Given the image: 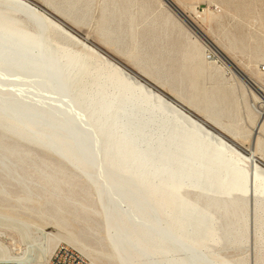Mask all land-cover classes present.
<instances>
[{
  "label": "bare ground",
  "instance_id": "obj_1",
  "mask_svg": "<svg viewBox=\"0 0 264 264\" xmlns=\"http://www.w3.org/2000/svg\"><path fill=\"white\" fill-rule=\"evenodd\" d=\"M92 1L69 2L85 17ZM176 5L102 0L105 42L125 47L135 70L47 6L0 0V221L18 235L8 246L0 233V262L44 263L69 244L94 264H240L220 253L246 245L251 209L264 264V166L257 160H264V89L227 57L230 46L210 41L209 49L197 36L184 55L190 95L163 84L165 69L143 50L137 30L188 37L182 17L205 38ZM219 62L258 91L246 89L262 115L248 153L223 135L232 128L222 122L228 97L199 86ZM32 146L58 160L40 158ZM90 213L101 218L107 249L70 229Z\"/></svg>",
  "mask_w": 264,
  "mask_h": 264
},
{
  "label": "rangeland",
  "instance_id": "obj_2",
  "mask_svg": "<svg viewBox=\"0 0 264 264\" xmlns=\"http://www.w3.org/2000/svg\"><path fill=\"white\" fill-rule=\"evenodd\" d=\"M38 5L47 6L49 11H55L59 15L65 17L68 22L79 30L82 36L89 35L93 43L104 46V48L129 65L130 68L139 69L136 62L129 58L128 50L122 46L113 45L112 42H105L107 38L102 34L104 24L108 19L104 16L101 19V2L102 0H93L90 5V12L82 16L81 13L74 11L70 2L71 0H31ZM86 3L87 0H82ZM176 7L195 21L197 26L205 34V38L200 36L181 16L184 25V32L188 33V37L180 36L178 30L170 31L169 36L163 37V29L157 27V36H154V26L138 27V40L141 47L147 55L158 65L164 67L165 75H159L161 82L167 84L168 88L176 95L188 97L190 94L189 78L185 76L187 69H184L185 60L184 55L195 36L198 37V42L201 46H208L209 42L217 45L230 46L231 52H227V57L233 60L245 73L253 78L260 87L264 89V76L259 73V67L264 65V0H170ZM172 8V6H171ZM174 10V8H172ZM176 12V10H174ZM198 12H202L201 17L197 16ZM178 14V13H177ZM127 22H124V26ZM155 37V38H154ZM195 37V38H194ZM154 39V40H153ZM153 40V41H152ZM191 40V41H190ZM75 49H80L79 46L72 45ZM76 46V47H75ZM209 54V52H208ZM214 59H217V54ZM225 62H219L211 67L206 73V77L200 79V87L206 83L209 92H214L217 96L223 98L225 95L227 99V107L225 114L222 117L224 124H232L231 130L224 131V137L241 149L244 153H248L254 140L257 139L255 135V127L260 122L262 115L261 111L256 107L254 97L248 94V90L258 94V91L248 83L244 86L243 82L237 78H230V71L227 69ZM223 66L222 69L217 70L216 66ZM226 66V67H225ZM177 67V68H176ZM146 70H151L145 67ZM170 72L174 73L173 80L175 84H170ZM218 72V73H217ZM214 75V76H213ZM191 77V75H190ZM179 79L183 82L180 84ZM236 80V81H235ZM204 81V82H203ZM246 81V80H245ZM231 84V85H230ZM238 84V85H237ZM216 86V87H215ZM229 86V87H228ZM248 89V90H246ZM178 92V93H177ZM233 93V94H232ZM245 98L242 99V96ZM170 97L169 95H167ZM171 98V97H170ZM241 99V100H240ZM260 112H259V111ZM197 117L194 113H192ZM248 116V117H247ZM249 118V119H248ZM202 120V119H200ZM206 125L217 131L210 123ZM255 126V127H254ZM236 130V131H235ZM239 131V133H238ZM254 139V140H253ZM11 142V140H8ZM253 141V143H252ZM264 146V144H263ZM36 149V153L42 159L49 161H57L58 158L42 149L32 146ZM258 163L264 166V160L258 156ZM68 169L72 170L68 165ZM84 184V179L81 178L80 185ZM11 190L14 194H20V190L16 186H12ZM22 194V193H21ZM90 201H95L92 195ZM51 208L50 206H47ZM253 213V214H252ZM252 214V215H251ZM84 221L72 223L70 229L75 233H86L88 235L87 241L97 248L107 249L104 241L103 229L99 228L101 218L97 214L90 213L89 217L82 215ZM253 218V219H251ZM41 225L44 232L56 233V228L53 223L40 218L34 219ZM250 229L249 239L244 247H228L221 251V255L234 261L235 263L246 264H261L259 262V248L257 245V233L254 225V212L250 209ZM43 221V222H42ZM0 221V226L2 222ZM48 223V224H47ZM253 224V225H251ZM0 227V233L6 232L7 238H4L5 244L12 245V238L18 240V235L12 231L5 230ZM54 227V228H53ZM92 229V230H91ZM7 240V241H6ZM68 245L69 244H64ZM77 250L75 247L70 246ZM244 248V249H243ZM246 248V249H245ZM81 253L91 264H94L90 258ZM228 251V252H227ZM101 264H107L104 260Z\"/></svg>",
  "mask_w": 264,
  "mask_h": 264
},
{
  "label": "built area",
  "instance_id": "obj_3",
  "mask_svg": "<svg viewBox=\"0 0 264 264\" xmlns=\"http://www.w3.org/2000/svg\"><path fill=\"white\" fill-rule=\"evenodd\" d=\"M215 57L209 54L208 58L211 60ZM259 71L264 73V65L259 67ZM0 264H91L81 253L68 245H60L56 248L52 256L44 263H15L4 262Z\"/></svg>",
  "mask_w": 264,
  "mask_h": 264
},
{
  "label": "water",
  "instance_id": "obj_4",
  "mask_svg": "<svg viewBox=\"0 0 264 264\" xmlns=\"http://www.w3.org/2000/svg\"><path fill=\"white\" fill-rule=\"evenodd\" d=\"M165 1H167V2H168V1H170V0H165ZM170 2H171V1H170ZM171 3H172V2H171ZM165 96H166L167 98H170V97H168L167 95H165Z\"/></svg>",
  "mask_w": 264,
  "mask_h": 264
}]
</instances>
